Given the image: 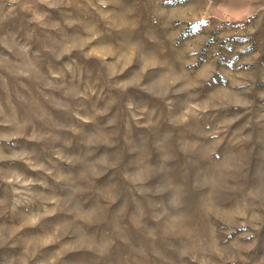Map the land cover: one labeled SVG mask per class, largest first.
Instances as JSON below:
<instances>
[{
  "label": "rangeland",
  "instance_id": "374dc122",
  "mask_svg": "<svg viewBox=\"0 0 264 264\" xmlns=\"http://www.w3.org/2000/svg\"><path fill=\"white\" fill-rule=\"evenodd\" d=\"M0 264H264V0H0Z\"/></svg>",
  "mask_w": 264,
  "mask_h": 264
}]
</instances>
